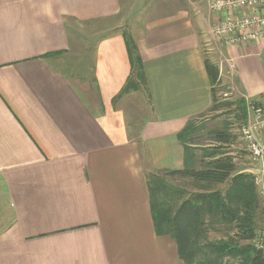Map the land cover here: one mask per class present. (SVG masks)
Returning <instances> with one entry per match:
<instances>
[{
    "label": "crops",
    "instance_id": "0c3cea01",
    "mask_svg": "<svg viewBox=\"0 0 264 264\" xmlns=\"http://www.w3.org/2000/svg\"><path fill=\"white\" fill-rule=\"evenodd\" d=\"M209 4L153 1L163 10L157 17L133 15L128 29L97 35L88 48L90 73L79 76L90 82L87 92L72 81L67 23L151 5L0 0V264H193L177 254L171 223L158 232L148 189L164 198L167 219L186 218L185 192L181 198L173 180L154 176H176L169 172L184 166L176 136L211 105L208 54L233 93L264 103L262 43L214 38L211 28L225 16ZM169 6L178 9L169 13ZM177 6H206L208 18ZM125 32L136 40L145 82L120 92L130 72ZM58 51L70 60L60 69ZM82 57L84 65L86 50ZM138 93L149 104L141 120L128 115L138 112L129 102Z\"/></svg>",
    "mask_w": 264,
    "mask_h": 264
},
{
    "label": "trees",
    "instance_id": "16d2710c",
    "mask_svg": "<svg viewBox=\"0 0 264 264\" xmlns=\"http://www.w3.org/2000/svg\"><path fill=\"white\" fill-rule=\"evenodd\" d=\"M125 44L127 45L128 61L130 64V73L127 76L123 91H128L131 88L138 89L145 82V75L142 70L141 58L139 57L138 50L130 46L131 39L128 35H125ZM205 71H207L210 78L209 84L211 85V100L212 105L210 109L217 108V95L215 85L219 83V70L217 64L212 62L209 58L204 59ZM133 75L138 78V83L134 82ZM237 103L239 106L238 117L243 121L246 113L244 108V101L239 98ZM223 105V104H220ZM189 120L186 125L177 133L180 142H185L184 138L186 134L196 131L197 126ZM182 135H185L184 138ZM218 144L227 143V133L223 130H216L212 135ZM189 147L188 144H186ZM184 150V166L179 170H171L170 174H176L180 177H186L189 182L195 187V192L189 194L185 200V206L190 209L198 210L204 208L203 211L207 213V217H212L213 222L210 220L200 221L198 218L197 223L189 224L187 228H181L178 222H173L166 217H159L161 213V207L156 206L153 190H150L151 203L153 204V211H158V216H155L156 226L158 232H163L160 229L159 222L164 225L166 222V230L168 229L167 223H171V235L176 239L178 253L187 263L193 264H217L204 258L202 253L203 247L201 244L193 243L189 245L190 239H195L199 232L194 231L192 228H199L200 231L211 232H223L230 233L231 236L228 241H217V243L210 244L213 248V253H217L221 258H229L232 261H237L235 264H263L264 263V237L259 232L260 228L257 225L258 219L261 215V219L264 225V215L258 210V199L253 182L251 180V174L249 173H236L235 162L230 154H228L225 148L221 149V146L211 148V150L205 151L203 157L199 159L198 165H194L193 154H189L185 146ZM205 157V158H204ZM193 159V160H192ZM192 161V162H191ZM191 162V163H189ZM234 173V174H233ZM229 182V183H228ZM228 183V184H227ZM217 185H225L224 189L215 187ZM181 191V198L183 195ZM160 205V204H159ZM184 206V202L181 204ZM156 206V207H155ZM205 213V214H206ZM153 215V216H154ZM215 219V221H214ZM222 225L223 228L217 227ZM191 227V228H190ZM164 229V230H165ZM264 234V231L262 232ZM227 238L224 236L222 238ZM179 238V240H178ZM181 239V240H180ZM259 239V240H258ZM189 242H188V241ZM256 241V242H255ZM257 241L261 242V246ZM209 245V246H210Z\"/></svg>",
    "mask_w": 264,
    "mask_h": 264
},
{
    "label": "rangeland",
    "instance_id": "374dc122",
    "mask_svg": "<svg viewBox=\"0 0 264 264\" xmlns=\"http://www.w3.org/2000/svg\"><path fill=\"white\" fill-rule=\"evenodd\" d=\"M153 1H157V0H143V3H147V4H153ZM151 2V3H150ZM159 7L161 6H123V12H121L120 14H118L117 16H113V17H107L105 19L100 18V19H95L89 22H79L76 20H70L69 26H70V38H69V43H68V49L70 50V55L72 56V59L70 60H74L76 67H75V71L76 74L75 76H73L72 81L75 82V85H80L78 86L79 89L85 88L87 90L88 88V83L87 81H84L82 79L79 78V76H83L86 79V76H88V74L90 73L86 71V65L88 64L89 67V62L91 59L88 58V56L90 55V49H88L89 47H91L94 43H95V39L97 38V35L100 34H109L111 32H113L115 29L118 30H122V29H128L129 25H130V17H133V15H135L134 18H137L138 21L140 20H147L150 19L152 17H157L158 15H160V12H162L163 10H161ZM176 6H169V8L167 10H169V13H173L174 11H176L178 8H174ZM179 8H186V10H189V12H191L190 14L193 15V13L198 11H202L205 16H207L206 18H208V11L206 6H177ZM196 8V9H195ZM160 11V12H159ZM165 15V14H163ZM174 20V19H173ZM212 25V23L210 24V26ZM128 35L131 39V44L130 46L132 48H136L137 44H136V40L134 38V36L130 35V33L125 32V35ZM125 35L122 34L124 40L125 39ZM208 36L206 37H210L209 33L207 34ZM125 42V41H124ZM209 43V46L211 47V49H213V43L212 41L207 42ZM126 44H125V48H126ZM127 49V48H126ZM137 49V48H136ZM86 50V57L88 58V60H86V62H84L85 64L83 65V60L84 57L83 54L85 53ZM215 50H218L219 53V58H216L217 60L220 61H224L223 59H221L223 56L221 53L220 48L218 47V45L216 46ZM67 51V50H65ZM65 51H58V54L60 55V57L62 58H58V60H56V67L58 66V68H63L67 65V62L70 61L69 59H66L65 57H68V53L66 52V54H62ZM139 54V53H138ZM128 56V54H127ZM140 57V56H139ZM214 55L213 53H209L208 54V58L213 60L215 58H213ZM80 58V59H79ZM68 60V61H67ZM79 64H78V63ZM79 66L81 69V73L79 75H77V73L79 72V68L77 67ZM83 67H84V71H83ZM87 72V75H86ZM130 73V72H129ZM86 75V76H85ZM226 76V75H225ZM222 76V78L219 80V83L217 85H215L216 88V95H217V104H219V106L217 108L214 109H210L211 105H212V100H211V105L209 108H207L206 111H204L202 114L196 116L195 120L193 121L194 124L197 126L196 131L188 133L185 135H182V137L184 138L185 142H179L182 144V146H185L188 150L189 154H193V159H194V165L197 166L198 165V161L199 159H201L205 154V151L207 150H211V148H215L217 146H221L222 148H225V150H227L228 154H230L233 158V162H235V166H236V173H240V172H244V173H249L252 176V167L251 164L248 160V154L245 150L243 142L241 140L240 137V128L241 125L244 124L247 121V118L245 116V119L242 121L239 117V110L237 109V107L239 106V103H237L238 99L241 98L238 95H240V92H235L233 93L231 90V80L230 82L227 81V77ZM134 78V82L138 83V78L133 75ZM82 80V81H81ZM89 81V79H88ZM91 81V80H90ZM91 83H93L91 81ZM88 92V90H87ZM98 96V94H97ZM97 98V97H96ZM114 98V97H113ZM259 98V97H258ZM244 101V108H245V113H246V98H242ZM261 99V98H260ZM98 100V98H97ZM131 101L130 104L133 107L134 112L136 110H138V112L135 113H128V115L131 117L132 115H137L139 116L140 120L143 119L144 117L147 118L149 117V114L146 112V110L149 108V104L147 103V99L145 94H136L135 96H133L132 99H130ZM264 101V99H262ZM223 104V105H220ZM216 130H223L227 133L226 136L228 138L227 143H221L218 144V141L215 140L216 137L212 136ZM189 145V147H187V145ZM205 158V157H204ZM192 159V160H193ZM192 162V161H191ZM189 162V163H191ZM192 164V163H191ZM234 174V173H233ZM161 176H154L156 178H165L167 180H173V183L175 185H177L178 187H180L179 189H181L182 191H184V196L186 198H188L189 194L193 193L196 191V189H194L195 187L191 184V182L188 181V179L186 177H179L176 174V176H166L164 174H159ZM149 177V176H148ZM151 177V176H150ZM150 177L148 178V180L150 179ZM154 178H152L153 180ZM251 180L253 182V179L251 177ZM229 183V182H228ZM227 183V184H228ZM225 185H217L214 186L215 187H220L221 189H224ZM254 186V184H253ZM256 194H257V198L258 199V210H260L259 212L261 213L262 208H261V199L259 196V192H258V188L256 186H254ZM156 198L159 199V203H160V207H161V213H159V217H168L170 215V211L165 210L163 208V202H164V198L161 197H157V194L155 193ZM183 198V195H182ZM163 200V201H162ZM166 201V200H165ZM168 207V204H165V208ZM165 210H163V209ZM204 208H199L198 210H194V209H190L186 207V218L183 219H178V223L180 222L181 228H187L188 226H191L199 221H197L198 218H200V221L203 220H210L211 222H213V218L212 217H207V213L205 211H203ZM169 213V215H168ZM172 213V212H171ZM206 213V214H205ZM168 215V216H167ZM154 216H158V211L155 210V215ZM215 221V219H214ZM192 224V225H189ZM260 228L259 232H261L260 234L264 237V234L262 233L264 231V225H263V221L261 219V215L258 219V224H257ZM159 226L161 227L160 229H163V231H165L166 229V222H164V225L162 224V222H159ZM190 227V228H191ZM217 227L223 228L222 225H217ZM165 229V230H164ZM194 231H198L199 235L196 236L195 239H190V242L188 243L189 245H191L193 243V246H195V244H201L203 247L202 253H204V258L205 259H209L212 262H215L217 264H235L237 261H232L229 258H221L218 256V254L213 253V248L211 247L210 244L212 243H217V241H221L223 240V242H226L229 240L231 234L228 233H223L220 231L217 232H211V231H200L199 228H192ZM224 236H228L227 238H222ZM173 237V236H172ZM174 241L176 240L173 237ZM179 240V238H178ZM181 240V239H180ZM256 242V241H255ZM258 244V243H256ZM210 245V246H209ZM264 247V244L262 245Z\"/></svg>",
    "mask_w": 264,
    "mask_h": 264
},
{
    "label": "built area",
    "instance_id": "2783aa9c",
    "mask_svg": "<svg viewBox=\"0 0 264 264\" xmlns=\"http://www.w3.org/2000/svg\"><path fill=\"white\" fill-rule=\"evenodd\" d=\"M208 6L225 16L212 26L210 32L214 38H221L224 44L260 41L264 57V0H210ZM246 118L239 135L253 168L252 179L258 188L264 215V103L246 98Z\"/></svg>",
    "mask_w": 264,
    "mask_h": 264
}]
</instances>
